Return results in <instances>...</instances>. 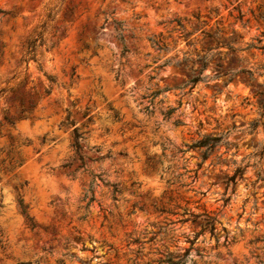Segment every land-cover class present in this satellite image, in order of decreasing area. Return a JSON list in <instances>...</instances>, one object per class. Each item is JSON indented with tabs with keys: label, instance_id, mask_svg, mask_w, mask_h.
<instances>
[{
	"label": "rangeland",
	"instance_id": "rangeland-1",
	"mask_svg": "<svg viewBox=\"0 0 264 264\" xmlns=\"http://www.w3.org/2000/svg\"><path fill=\"white\" fill-rule=\"evenodd\" d=\"M0 9L9 12L0 14V264L150 263L199 230L156 210L175 204L219 221L213 235H197L201 256L192 249L188 264L264 262V242L253 241L264 234V183L255 181L264 172V0H0ZM42 23L44 44L19 61ZM19 98L32 100L26 118ZM86 107L93 122L83 126ZM204 134L228 144L203 160L200 149L182 152ZM238 165L247 166L231 191L225 179ZM226 231L236 240L224 245Z\"/></svg>",
	"mask_w": 264,
	"mask_h": 264
},
{
	"label": "trees",
	"instance_id": "trees-1",
	"mask_svg": "<svg viewBox=\"0 0 264 264\" xmlns=\"http://www.w3.org/2000/svg\"><path fill=\"white\" fill-rule=\"evenodd\" d=\"M74 7H75L74 5L69 6L67 11L65 12V15L71 16L73 13ZM7 13H9V12L0 9L1 15H5ZM47 16L50 20L54 19V15L51 12H49ZM119 26H120V23H119ZM46 30H47L46 24L42 23L41 24V31L38 32V35L34 39L28 40L26 42L24 54H22L19 61H25L26 62L30 58H32V59L35 58L36 48L38 46H41L44 44L43 35H44V31H46ZM118 39H119L120 43L122 44V53H125L128 49L124 45V38L120 32L118 33ZM261 47H264V46H261ZM159 48H164V46L163 45L159 46ZM171 61H172V58L164 59L162 61L161 65L164 66V65L170 63ZM174 64L178 65L179 62L176 60V61H174ZM199 72L201 73V71H199ZM248 73L251 74V72L249 70H248ZM73 74H74V71L72 70L70 73V78H72ZM47 78H48L49 82H51V83L56 81L55 77H53V76L49 75ZM197 79H200L199 75L197 77L189 79L188 82H190L191 84H194L197 81ZM247 84L250 85V83H247ZM167 89H169V87L157 88L156 90H153L149 94L151 101L153 99H156L157 96L161 92H163ZM50 91H51L50 85L47 86L46 88H44V93L49 94ZM0 95H1V91H0ZM19 104H20V106H19L18 110L16 111L17 116L26 118L27 112H29L30 108L33 106L32 100L29 98L27 103H25L24 99L19 98ZM87 109H88V107H86L85 111L83 112V116L86 117L84 123L82 124L83 126H86L89 122H93L92 115H90L88 113ZM176 109H177V106L176 107H170L164 112V115L166 117H169V115L171 113H173ZM69 115H70V112L68 111L67 122L70 123L72 126V129H71L72 146L75 149V151L78 152V157H79V160L81 162V164L78 167H84L86 165V163L84 161V155L82 153H79V151L81 150L80 140L83 138L82 131H80L79 127L75 126L74 122L69 119ZM113 118L118 119L117 113L113 114ZM4 119L10 125H12L14 123L13 118L10 116L5 115ZM176 123L179 124L181 122L179 120H177ZM221 143L226 144V145L228 144V141L223 138V134H204L200 138L192 141L190 144H185L186 148L183 149L182 152H185L186 150H188L190 148L200 149L202 152L201 159L203 160L208 156V154L211 151H213L215 149V147L217 145H219ZM101 157H96V158L90 157V160H96V159L101 158ZM200 164H201V162L198 163V165H200ZM246 166L247 165L236 166L234 171L232 172V174L227 176V178L225 179V188L226 189H228V187H230L231 191L234 190V186L236 184V181L238 179L242 178ZM89 173L92 176H94L90 170H89ZM255 181H257V182L259 181L261 183H264V172L258 171ZM92 182H93V178L91 180V183H90L88 189L86 190V194H88V196H89V199H88L89 202L94 200ZM184 185H186V184H181V186H184ZM117 192H119V189H118L117 185L113 183L112 184V194H113L114 199H115V195ZM227 199L228 198H226V200ZM17 202H18V207H19L20 213L29 222V225L31 227H35V223H34L32 217H30L27 214V206L23 203L22 199H18ZM140 208H142V207H140ZM176 208H180V206L175 204L174 208H167V207L162 205L159 208H156V210L159 211L160 213L165 212L167 214L177 215L178 219H176V222L191 221L192 223H195L196 225L199 226V230L194 233V236L192 238H186V241L189 243V245L183 251H170V250L164 249L162 252H160V257L152 260V262L147 263V264H153V263L188 264V260H192V258L190 257V251L192 249H194L196 251V253L199 256H201V252L197 248L194 247V243H195L197 235L203 233L205 230H208L211 233V235L214 234V232L217 228V224L219 223L217 214H214V213H211V212H208L205 210H203L201 212H194V211H192L186 207H184L178 211V210H176ZM170 223H173V221L165 222L164 226H167ZM153 234H156V233H153ZM235 240H236V235L235 234L229 235V233L226 231L225 236H224V240H223V244L227 245V244L233 243ZM253 241L254 242H264V234H262L260 236H256L253 239ZM259 264H264V262L259 260Z\"/></svg>",
	"mask_w": 264,
	"mask_h": 264
},
{
	"label": "clouds",
	"instance_id": "clouds-1",
	"mask_svg": "<svg viewBox=\"0 0 264 264\" xmlns=\"http://www.w3.org/2000/svg\"><path fill=\"white\" fill-rule=\"evenodd\" d=\"M173 139H175V136L173 135ZM177 143H178V140H177Z\"/></svg>",
	"mask_w": 264,
	"mask_h": 264
}]
</instances>
